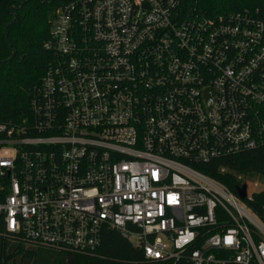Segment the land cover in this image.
I'll return each mask as SVG.
<instances>
[{
  "label": "built area",
  "instance_id": "built-area-1",
  "mask_svg": "<svg viewBox=\"0 0 264 264\" xmlns=\"http://www.w3.org/2000/svg\"><path fill=\"white\" fill-rule=\"evenodd\" d=\"M45 47L57 59L31 115L0 122L3 235L90 251L112 229L143 264H264L252 194L198 167L264 152L257 11L74 0L55 13Z\"/></svg>",
  "mask_w": 264,
  "mask_h": 264
},
{
  "label": "trees",
  "instance_id": "trees-1",
  "mask_svg": "<svg viewBox=\"0 0 264 264\" xmlns=\"http://www.w3.org/2000/svg\"><path fill=\"white\" fill-rule=\"evenodd\" d=\"M72 1L0 0V122L18 124L31 115L36 87L57 59L45 47L53 17ZM183 6L207 15L254 10L264 18V0H183ZM198 167L237 193L246 180L264 181V152L247 149ZM247 205L264 221V188L252 193ZM143 259L139 246L112 229H106L102 243L90 251L35 245L0 231V264H143Z\"/></svg>",
  "mask_w": 264,
  "mask_h": 264
},
{
  "label": "rangeland",
  "instance_id": "rangeland-1",
  "mask_svg": "<svg viewBox=\"0 0 264 264\" xmlns=\"http://www.w3.org/2000/svg\"><path fill=\"white\" fill-rule=\"evenodd\" d=\"M246 180V182L248 183V193L252 194L255 193L257 191H260L264 188V181L262 180Z\"/></svg>",
  "mask_w": 264,
  "mask_h": 264
},
{
  "label": "water",
  "instance_id": "water-1",
  "mask_svg": "<svg viewBox=\"0 0 264 264\" xmlns=\"http://www.w3.org/2000/svg\"><path fill=\"white\" fill-rule=\"evenodd\" d=\"M14 10V7L12 8V11ZM248 194V183H244L238 188V196L242 199H245Z\"/></svg>",
  "mask_w": 264,
  "mask_h": 264
}]
</instances>
